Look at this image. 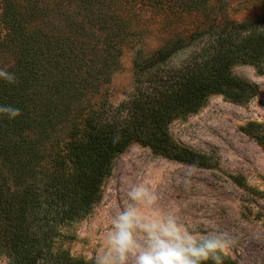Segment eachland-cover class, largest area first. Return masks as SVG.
Wrapping results in <instances>:
<instances>
[{
  "label": "trees",
  "instance_id": "16d2710c",
  "mask_svg": "<svg viewBox=\"0 0 264 264\" xmlns=\"http://www.w3.org/2000/svg\"><path fill=\"white\" fill-rule=\"evenodd\" d=\"M211 0H0L4 35L0 51L15 85L0 81V105L19 108L0 117V243L13 264H92L73 258L55 242L58 228L87 217L101 199L113 160L133 144L155 155L206 167L207 158L177 144L169 125L198 112L212 95L247 103L257 95L232 74L249 65L264 74V28L229 22L204 33L209 42L185 64L166 68L189 44L135 54V94L113 108L84 104L120 68L122 47L139 36L140 6L209 12ZM158 6H160L158 8ZM205 14V13H204ZM65 123L66 142L57 131ZM243 131L264 150V126ZM224 264H236L225 258Z\"/></svg>",
  "mask_w": 264,
  "mask_h": 264
},
{
  "label": "rangeland",
  "instance_id": "374dc122",
  "mask_svg": "<svg viewBox=\"0 0 264 264\" xmlns=\"http://www.w3.org/2000/svg\"><path fill=\"white\" fill-rule=\"evenodd\" d=\"M160 6H158L159 8ZM135 7V29L140 34L122 47L120 68L97 93L88 94L84 104L98 109L100 104L117 107L135 94L133 62L138 51L150 55L171 47L179 38L188 43L169 59L166 68L185 64L208 42V31L229 22H259L264 28V0H211L209 12H183L175 7ZM4 30L0 25V41ZM13 61L0 51V68ZM264 71V70H263ZM232 74L255 86L257 95L247 103H235L223 95L210 96L195 114L169 125L172 139L207 158L206 167H196L155 155L138 144L128 147L113 160L110 175L101 186V199L84 219L58 228L56 245L75 259L94 264L102 246L101 233L123 207L127 191L150 180L160 197L159 206L173 204L184 222L200 234H227L236 240L225 258L236 264H264V150L243 131L249 123L264 126V74L249 65H236ZM65 123L57 137L66 142ZM0 179L9 172L0 163ZM0 264H13L0 243Z\"/></svg>",
  "mask_w": 264,
  "mask_h": 264
},
{
  "label": "clouds",
  "instance_id": "9594fccd",
  "mask_svg": "<svg viewBox=\"0 0 264 264\" xmlns=\"http://www.w3.org/2000/svg\"><path fill=\"white\" fill-rule=\"evenodd\" d=\"M0 81L15 85L17 78L0 68ZM21 115L19 108L0 105V117L15 120ZM126 196L101 233L103 244L94 264H224L236 243L227 234H200L180 219L175 204L168 210L161 208L150 180L132 186Z\"/></svg>",
  "mask_w": 264,
  "mask_h": 264
}]
</instances>
